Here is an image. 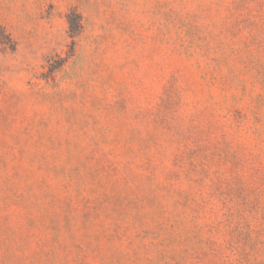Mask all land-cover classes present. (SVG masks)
Wrapping results in <instances>:
<instances>
[{
	"label": "rangeland",
	"instance_id": "obj_1",
	"mask_svg": "<svg viewBox=\"0 0 264 264\" xmlns=\"http://www.w3.org/2000/svg\"><path fill=\"white\" fill-rule=\"evenodd\" d=\"M0 264H264V0H0Z\"/></svg>",
	"mask_w": 264,
	"mask_h": 264
}]
</instances>
